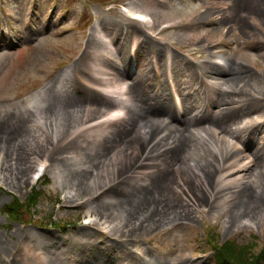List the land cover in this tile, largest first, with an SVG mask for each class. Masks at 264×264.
I'll list each match as a JSON object with an SVG mask.
<instances>
[{"label": "bare ground", "instance_id": "6f19581e", "mask_svg": "<svg viewBox=\"0 0 264 264\" xmlns=\"http://www.w3.org/2000/svg\"><path fill=\"white\" fill-rule=\"evenodd\" d=\"M128 7L127 11H134L147 20L141 21V27L129 21L116 27V36L112 38L116 49L111 55L99 49L93 53L98 44L93 39L95 46L73 63L69 86L58 85L62 97L56 93L55 102L35 112L24 110L23 119L26 117L31 123L29 128H21L18 124L22 121L10 123L14 114L0 117V168L3 169L0 183L6 181L15 186L25 179L26 185L31 187L43 174L39 167L46 164L47 156L53 163L62 155L72 159L71 155L77 151L84 155H76L78 160L83 157L81 168L63 175L64 183L60 179L68 188L67 200L85 194L86 202L94 195L110 194L117 188V195L103 204L107 208L99 220L94 221L106 228L117 223L111 229L114 233L119 231L124 241L143 236L161 224L187 227L201 207L214 201L221 204L220 212L226 205L232 209V225L242 223L252 227L249 219L263 222L264 179L259 178L256 171L258 162L263 161L262 149L253 151L252 141H245L249 155L242 156L239 146L242 136L238 134L247 126L232 127L236 122L223 110L215 114L216 123L224 131L211 123H196L202 104L196 109L201 99L193 82L199 80L197 75L202 80L213 79L216 81L213 85H222L224 98L233 99H242L248 85L255 92H261L264 87L253 74L240 76V72L226 62L206 64L199 70L177 65L183 59L181 54L165 46L166 39L161 35L165 30L154 38L147 35L148 32L156 34L166 24L158 18L161 14L145 15L131 5ZM197 12L188 20L176 21L169 27L190 32V35L179 36L182 44L179 49L198 42L201 27L210 25L212 18L227 29L222 33L224 37L236 28L246 32L249 29L247 17H251L246 12L264 14V0H206ZM209 31L216 32L219 28ZM209 44L212 43H206ZM96 53H104V56L97 58ZM147 57L153 68L148 66ZM135 63L136 70L131 75L130 67ZM59 81L67 82L61 77L54 83ZM171 81V92H179L185 101L184 108L178 104L174 114L170 112L165 93L166 83ZM38 102V99L30 101ZM215 103L219 106L224 102L220 99ZM120 111L122 113H118ZM184 112L188 115L182 125L184 129L178 124L172 126L170 123ZM227 122L231 126H224ZM75 126L78 128L68 133V129ZM3 152L10 159L1 163ZM260 169L264 175V167ZM61 175L58 172L59 178ZM128 182L131 188L124 191L123 184ZM100 207L103 210V206ZM21 236L20 241L30 242L32 246L31 254L21 258L20 264H36L37 260L40 264H123L129 256L118 246L119 242L109 236L102 245H97L93 241L94 233L87 226L82 227L74 239L61 241L42 235L31 242ZM14 262L6 260V264Z\"/></svg>", "mask_w": 264, "mask_h": 264}, {"label": "rangeland", "instance_id": "374dc122", "mask_svg": "<svg viewBox=\"0 0 264 264\" xmlns=\"http://www.w3.org/2000/svg\"><path fill=\"white\" fill-rule=\"evenodd\" d=\"M205 1L0 0V117L14 114L10 123L22 121L18 125L23 129L29 128L31 123L26 121V117L23 119L24 110L35 112L44 105L56 101L54 94L58 93V85L70 82V70L73 63L85 51L95 46L93 39L100 44L104 43V39L109 43L116 36V27L120 28L126 21L139 24L126 14L129 4H134L135 11L146 15L159 13L160 21L172 24L176 21L188 20L190 15L201 11ZM246 13L251 16L247 17L250 30L247 29L246 32L242 33L240 28L239 31L236 28L231 35L224 37L222 33L224 34L227 29L220 25L219 20L212 18L210 25L201 27L199 41L189 43L183 49H179V45H182L179 36L190 35V32L185 29L170 30L163 35L167 41V48L171 52L181 54L179 56L183 60L177 63L181 67L188 65L191 70L203 69L205 64L216 61L210 59L211 57H220L227 66L234 71H239L240 76L244 73L253 74L258 83L264 87V14ZM108 22L109 25H106ZM95 27H98L100 34L106 35V38H98ZM214 27H218L219 31L210 32L209 30ZM200 41L202 43L197 44ZM207 42L212 44L207 46ZM217 43L221 44L216 45ZM114 47L116 45H113V51ZM100 48L97 44L93 53ZM155 59L158 62V58L155 57ZM147 61L148 66L153 68V64L149 65V57ZM126 68L129 69V67ZM130 69L132 75L136 70V63ZM253 75L250 76L253 77ZM61 77H65L67 82L54 83ZM197 77L199 80L196 79L193 83H197L201 100L196 104V109L202 103V107L210 103L208 105L210 108L207 114L204 112L203 116L197 118L196 123L204 125L211 123L218 127L217 129L224 131L216 123L215 114L223 110L236 122L232 127L246 125L247 128L238 134L243 140L240 142V146L244 149L241 155H249L245 145V141L248 140L254 144L253 151L256 148L262 149L263 161L258 162L256 171L259 178L264 179V175L260 173L262 171L260 167H264V89L261 92H255L254 88L248 85L242 99L224 98V89L220 87L222 85L213 86L209 83L215 80H202L200 76L197 75ZM163 79L166 80V77L164 76ZM176 79L179 80V78ZM53 84L54 88H52ZM203 92V96H207L204 100ZM165 93L170 112L174 114V99L167 83ZM57 95L62 97L63 94L59 92ZM36 98L40 99V103L32 106L30 100ZM179 98L181 104L185 105L182 94ZM220 99L224 103L219 106L214 104L215 100ZM206 109L204 107L203 111ZM184 110L187 112L186 109ZM170 112L168 114H171ZM186 118L184 116L182 120ZM175 123L180 122L173 120L170 124L175 126ZM227 123L224 126H231L230 122ZM75 127L68 129V133L78 128ZM74 155L84 157L82 152L76 151ZM65 156L68 155L59 156L53 163L48 161L47 156L46 164L39 167L44 170L41 180L31 187L26 185L25 179L15 186L6 181L0 183V264H6V260H15L14 264H20L21 258L24 259L31 254L32 244L28 239L26 241L29 244L20 241V234L23 238L28 237L31 242L32 239L42 235L61 241L74 239L80 229L85 226L94 233L93 241L97 245H102L108 236L111 240L119 242L118 246L130 256L123 264H179L186 260H188L186 264H214L213 254L210 253L212 245L208 244L207 240L216 243L235 241L238 245L246 246L248 254H255L264 246V221L259 223L258 219H249L252 227H245L242 223L232 225L230 223L232 209L226 205L224 211L220 212L221 204L215 201L201 207L197 217L187 227L172 228L174 225L161 224L143 236L137 235L127 239L125 243V238L121 239L120 232L114 233L111 229L117 223L110 224V227L106 228L107 226H98L94 221L99 220L104 208H107L103 204L112 200L114 195H117L118 189H113L110 192L112 195L107 193L100 197L94 195L92 200L86 202L88 198L84 197L85 194L68 201V188L63 184V175L71 169L81 168L80 161L83 157L78 160L79 158L69 159ZM9 159V155L3 152L1 163ZM1 172H3L2 168H0ZM58 172L62 173L61 178ZM33 187L41 193L34 208L31 202ZM123 187L124 191L131 188L129 182L126 185L123 184ZM14 198H17L19 200L17 203L23 207L17 208V218L11 220L5 214V206L16 201ZM100 206H103V210ZM262 208H264V202ZM52 218H55L57 225L51 223ZM244 221L241 222L244 223ZM172 229H174L173 232H171ZM131 259L133 262H130ZM37 263L40 264L38 260Z\"/></svg>", "mask_w": 264, "mask_h": 264}, {"label": "trees", "instance_id": "16d2710c", "mask_svg": "<svg viewBox=\"0 0 264 264\" xmlns=\"http://www.w3.org/2000/svg\"><path fill=\"white\" fill-rule=\"evenodd\" d=\"M31 202L35 203V196L32 195ZM18 207H23L21 204L14 201L12 205L5 206V214L11 220H16ZM212 245V253L216 264H264V246L255 254H248L247 247L238 245L235 241L227 240L222 243L210 241Z\"/></svg>", "mask_w": 264, "mask_h": 264}]
</instances>
